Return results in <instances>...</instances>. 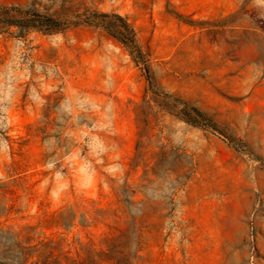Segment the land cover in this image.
I'll list each match as a JSON object with an SVG mask.
<instances>
[{"label":"rangeland","instance_id":"obj_1","mask_svg":"<svg viewBox=\"0 0 264 264\" xmlns=\"http://www.w3.org/2000/svg\"><path fill=\"white\" fill-rule=\"evenodd\" d=\"M45 259L264 264V0H0V264Z\"/></svg>","mask_w":264,"mask_h":264},{"label":"trees","instance_id":"obj_2","mask_svg":"<svg viewBox=\"0 0 264 264\" xmlns=\"http://www.w3.org/2000/svg\"><path fill=\"white\" fill-rule=\"evenodd\" d=\"M39 244H41V243H39ZM39 244H38V245H39ZM22 250H23L24 252H26V251H33V252H36V251H37L35 245H34L33 247H31V248H28V249H22ZM22 255H23V253H22ZM22 255H21V257H22ZM31 257H32L31 255L28 256L26 262H28V261L31 259ZM31 264H34V263H31ZM42 264H48V263H47V260L45 259V261H43Z\"/></svg>","mask_w":264,"mask_h":264}]
</instances>
